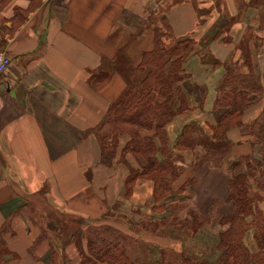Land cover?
Here are the masks:
<instances>
[{
	"label": "crops",
	"instance_id": "1",
	"mask_svg": "<svg viewBox=\"0 0 264 264\" xmlns=\"http://www.w3.org/2000/svg\"><path fill=\"white\" fill-rule=\"evenodd\" d=\"M34 1L0 0V53L11 59L0 79V240L8 251L0 264H47L46 251L52 247L61 255L65 247L59 231L67 216L83 219L82 228L101 223L126 236L133 232L134 244L154 249V260L165 251L166 259L187 255L220 264L217 244L227 228L221 220L234 209L229 167L242 157L258 155L256 126L250 135L243 136L238 128L226 133L235 144L221 167L198 162L205 153L201 147L178 150L175 143L192 123L212 137L214 102L226 67L238 75L251 74L264 90V2ZM153 7L163 11L168 42L192 40L183 49L184 77L179 83L188 108L166 124L165 154L154 139L157 162L180 157L175 162L181 172L170 185L172 193L162 199L154 198L149 178L127 183L128 165L119 157L128 139L120 138L113 162L122 172L112 175V166L101 162L97 138L98 131L110 135L111 126L102 125L104 117L127 88L128 69L118 65L117 51L127 53L134 46L135 67L155 44L154 25L144 23L150 17L144 11ZM100 72L109 77L95 89L93 75ZM259 94L245 112L246 124L254 125L264 112V92ZM125 157L135 169L147 164L128 152ZM191 211L202 222L195 232ZM52 216L58 234L53 239L41 221ZM245 244L257 250L251 231Z\"/></svg>",
	"mask_w": 264,
	"mask_h": 264
},
{
	"label": "trees",
	"instance_id": "2",
	"mask_svg": "<svg viewBox=\"0 0 264 264\" xmlns=\"http://www.w3.org/2000/svg\"><path fill=\"white\" fill-rule=\"evenodd\" d=\"M263 2L264 0H254L255 5ZM191 43V39H185L176 41L173 47L167 48L159 46L155 41L153 49L143 52L139 63L135 67H129V74L134 80L111 104L104 117V122L112 130L109 136L100 137L107 138L106 143L99 142L102 155L106 156L107 161L113 159L114 145L117 141L120 142L119 135L120 132L123 133L118 128L129 124L133 131H130L123 153L140 156L147 160V164L141 169L130 168L127 183L138 177L153 180L155 199H162L172 193L170 185L181 172L180 166L175 162L180 159L179 156L174 160L164 159L161 163L156 161L154 139H159L162 144L160 152L165 154L168 147L165 126L176 114L188 108L184 93H180L183 99L176 98V95L181 91L179 83L184 77L183 49ZM249 61L248 59V65ZM108 77L109 74L105 72L93 75L94 80H107ZM258 86V80L253 79L251 74L238 75L234 68L226 67V74L218 87L214 102L216 124L212 137H207L198 124L192 123L184 127L176 140L175 148L194 150L201 147L205 153L198 158V162L207 161L213 166L221 167L235 144L227 139L226 133L232 128H238L243 136L250 135L252 127L257 124H246L243 117L258 102L259 93L264 92ZM175 100L179 106H175ZM260 119L264 121V112ZM254 136L253 143L259 145L258 155L242 157L229 167V201L233 203L234 209L221 220L227 228L220 233L217 244V250L222 252L220 264H264V137L257 133ZM190 216L195 232L202 222L194 211L190 212ZM95 225L85 227L83 239L86 241L87 254L78 262L67 256L66 249L60 255L59 251L51 248L58 254L61 264H136L124 251L127 240L124 233L113 226ZM249 231L257 245L254 252L245 244ZM7 253L5 242L0 240V262ZM159 253L158 260L147 264H208L204 259L187 255H175L172 259H166L165 251ZM47 264L56 262L50 260Z\"/></svg>",
	"mask_w": 264,
	"mask_h": 264
},
{
	"label": "rangeland",
	"instance_id": "3",
	"mask_svg": "<svg viewBox=\"0 0 264 264\" xmlns=\"http://www.w3.org/2000/svg\"><path fill=\"white\" fill-rule=\"evenodd\" d=\"M38 1L39 0H35L34 2L36 3ZM161 5L162 4H160V7H161ZM144 12H145L144 13L145 15L150 16V17H148V19L144 23H152L154 25L153 26V32H154L155 41L157 42V44L161 47H164V46L167 48L173 47L174 44L176 43V41L168 42V41H170V38H171V36L169 34L170 28L167 25H165L164 20L161 18L163 11L161 9L158 10V9H155L153 7L152 10L148 9L147 11H144ZM148 28H150V27L148 26ZM126 52L127 53H125V50H123L122 48L120 50H118L117 51V55H118L117 61H118V65L121 66V68L125 67L128 69V70H126V74H125L126 82L128 85L132 80H134V78L131 79V77H133V76H130V74H129V71H130L129 67L131 68V67H133V65H135L134 59H132V58H134L133 57L134 54H137V51L134 50V46H133L131 49L126 50ZM144 52H146V51H144ZM105 83H106V80H102V79L101 80H94V84H95L94 88L99 89ZM181 92L182 91H179L177 93L178 96L176 95V98L178 97L179 99H183L182 96L180 95ZM175 102L178 103L176 100H175ZM106 124H108V123H106V121L102 123V125H106ZM118 129H120V131H123V133L120 132L121 134L119 135L121 138V141L128 139L126 141V143L124 144L126 146V144L129 141V138H130V136H129L131 134L130 131H133V128L129 124H125ZM126 131L128 134L126 133ZM255 133L264 137V121L263 120L259 119V121L257 122L255 130H254V135H255ZM101 136L102 135L98 131L97 138H98L99 142L101 144L106 143L107 138H101L100 139ZM119 145H120V142H118V141L114 145L115 146L113 149V158L114 159H112L111 161H107L105 159L106 158L105 155H102V159H101V162L104 163L106 166H108V167L112 166L110 169V172L112 173V175H114V174L116 175V174H119L122 172L121 169L115 170L114 166H113L114 165L113 162L117 156V151H118ZM107 151H109V150H107ZM105 153L107 154L108 152H105ZM132 161L133 160L131 158L125 157V154L123 152L121 153V155L119 157V162H121L122 164L128 165L127 166L128 172H126V173H128L127 179L129 177V169L133 168L130 166V163H132ZM125 188L128 191L129 188L127 186H125ZM252 189H254L253 186H252ZM55 220H57V218H55V216H52L49 218L46 217V218L41 219L42 223L44 224V227L47 230V234L49 236H51L52 239L54 237L58 236V234L54 233L55 230H57V225H56ZM62 221L63 222L65 221V222L63 224L62 229L59 231L60 240L63 241V244H64L63 246L66 248L65 252H66L67 256L69 258L71 257L73 261L78 262L79 260L83 259L87 254L86 253V241H85V239H83V236H84L83 233H84L85 227L81 228L82 225L85 224V221H83V219H77L76 217H70V216L62 217ZM115 221H117V220H115ZM99 224H101V223H96L95 226H97ZM38 232H39V230H38ZM60 233H62V236L60 235ZM39 236H42V234L40 235V233H39ZM134 236L135 235L133 232H129V235L126 236L127 240L125 241V244L127 246V250L125 247L124 251L128 255V257H130V259L132 261H134L136 264H147L151 261H154V249L146 246L147 244H139L142 242H138V244H134V242H133V239H135ZM251 241H252V243H254L252 238H251ZM52 252H53V254H52ZM158 255H160V253H158ZM45 260L48 261L47 263H49L50 260H53L56 262V264H61V260L58 257V254H56V252H54L52 250L46 251Z\"/></svg>",
	"mask_w": 264,
	"mask_h": 264
},
{
	"label": "built area",
	"instance_id": "4",
	"mask_svg": "<svg viewBox=\"0 0 264 264\" xmlns=\"http://www.w3.org/2000/svg\"><path fill=\"white\" fill-rule=\"evenodd\" d=\"M11 64V59L8 55L0 53V79L7 73Z\"/></svg>",
	"mask_w": 264,
	"mask_h": 264
}]
</instances>
